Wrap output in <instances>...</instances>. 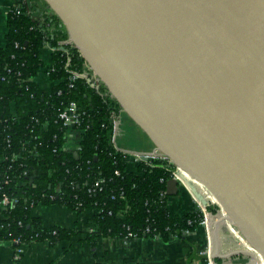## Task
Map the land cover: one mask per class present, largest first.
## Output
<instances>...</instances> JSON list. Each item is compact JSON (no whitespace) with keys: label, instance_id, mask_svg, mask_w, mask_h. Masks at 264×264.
Returning a JSON list of instances; mask_svg holds the SVG:
<instances>
[{"label":"water","instance_id":"1","mask_svg":"<svg viewBox=\"0 0 264 264\" xmlns=\"http://www.w3.org/2000/svg\"><path fill=\"white\" fill-rule=\"evenodd\" d=\"M43 1L154 151L220 201L211 257L239 253H220L223 208L264 257V0Z\"/></svg>","mask_w":264,"mask_h":264},{"label":"trees","instance_id":"2","mask_svg":"<svg viewBox=\"0 0 264 264\" xmlns=\"http://www.w3.org/2000/svg\"><path fill=\"white\" fill-rule=\"evenodd\" d=\"M60 24L54 14L37 20L23 3L7 15L0 48V203L4 196L16 203L2 208L0 242L55 244L77 236L76 229H45L32 215L34 208L51 205L78 213L100 211L93 219L96 229L78 241L91 247L98 239L128 234L129 239L158 237L166 243L203 228L200 210L171 214L167 184L174 167L166 160L128 170L129 158L112 144L111 113L121 108L102 85L96 91L84 78L70 80L72 72H91L73 45H59L68 40ZM47 46L52 49V69H46L50 93L36 81L45 67L40 53ZM71 102L80 115L69 136L58 116ZM96 180L103 181L102 189L90 195L86 189ZM217 210L207 208L212 214Z\"/></svg>","mask_w":264,"mask_h":264},{"label":"crops","instance_id":"3","mask_svg":"<svg viewBox=\"0 0 264 264\" xmlns=\"http://www.w3.org/2000/svg\"><path fill=\"white\" fill-rule=\"evenodd\" d=\"M21 3L25 4L29 12L39 21L52 16L43 0H0V48L5 44L7 15L11 8L19 7ZM40 57L45 67L37 75L36 81L43 91L50 93L52 84L45 72L51 65L50 48L46 47L43 49ZM117 118L118 129L116 136L122 135L123 137L125 131L120 129V123L125 118L129 123L131 122L129 128H133L134 131L129 133L134 137L136 143L143 148L152 146L145 135L125 114L120 115L119 113ZM146 148L140 152H148L150 150V148L149 150ZM117 149L121 151V148ZM185 179L186 177L184 182L196 187L206 200L215 201V195L200 182L191 177ZM170 192L168 208L171 214H185L197 210L198 203L179 183L175 189L170 187ZM32 214L34 217L39 218L41 226L45 229L53 227L68 230L76 229L79 234L68 242L50 244L44 241L28 244L22 249L18 261L13 260L17 250L16 245L11 241L0 242V264H197L200 261L198 252L202 250L207 240L203 227L194 233L185 234L180 240H171L166 243L158 237L130 240L126 238H104L96 240L95 245L91 247L78 241L84 239L86 229L93 225V212L85 210L81 213H76L62 205H51L38 206ZM2 216V210L0 209V219H2ZM221 246L222 252L230 250L249 251L243 233L238 229L231 230L230 235L222 239ZM221 261V264H248L250 262L240 256L234 257L232 260Z\"/></svg>","mask_w":264,"mask_h":264},{"label":"built area","instance_id":"4","mask_svg":"<svg viewBox=\"0 0 264 264\" xmlns=\"http://www.w3.org/2000/svg\"><path fill=\"white\" fill-rule=\"evenodd\" d=\"M59 45L60 46H64V45H72V44H71V42L68 39L66 41L59 42ZM48 47L49 46H47V48ZM50 51L52 53V49L51 48H50ZM50 61H51V57H50ZM51 65H52V61H51ZM51 65L48 67L49 69L47 68L48 70H51L52 69V66ZM46 73L48 74V72H46ZM86 75H88V74H86ZM88 76H90L92 78V84H93V86L90 85V87L93 88V89H95L96 91H100L101 83L95 77H93L92 75H88ZM79 78H83L81 76V74L74 73V72L70 73V80L71 81H74V80L79 79ZM71 85L72 84H70L69 87H71ZM118 114L116 115L114 112L111 113V122H112V125H113L112 126L113 127L112 144H113L114 139H115V137L117 135V129H118V118L117 117H118ZM79 115L80 114L78 113L77 106L73 102H71L68 105H66V107L63 109V111H61L59 113L58 118L60 119V121H62V125L64 127H67L68 128L69 136H72V135L75 134L74 131H71L70 132V130H71V128L73 126H75V128H77V125L79 124ZM113 146H114V148L116 150H118L117 147L114 144H113ZM127 157L129 158V165H128V170L129 171H135L136 170V167H137V165L139 163H141V162H147V161L153 160V159H163V160H166L168 162V160L166 158H164L163 156L159 155V153L157 151H154V150L152 152H137V153H133V155L131 157H129L128 155H127ZM130 166H132V167H130ZM178 173H179V168L178 167H174V169L172 171V179H175L182 187H184L190 193V191L180 181V179L178 177ZM115 175H119V173L116 171L115 172ZM102 182H103L102 180H96V181H94L92 184H90L87 187V189H86L87 193L90 194V195H93L96 191H100L102 189V187H101ZM6 183H7V181L4 180V184H6ZM161 195L163 196L164 193H161ZM190 195L192 196L191 193H190ZM192 198H193V196H192ZM13 203H16V200H13L12 201L9 197L4 196L2 198V200H1V203H0L1 204V206H0L1 208L0 209L1 210H2V208L5 209L6 207H8L9 205H11ZM31 207H32V204H31ZM34 209L32 210V213H33ZM88 211L93 212L92 219H94V217L98 213H100L99 210L88 209ZM73 212H76V211H73ZM76 213H78V212H76ZM203 220L204 221L201 222V226H203L204 229H205V234H206L207 240H206V243H205L206 247L204 246L202 248V250H200L198 252V256L199 257H202L204 260H203V262L202 261H198L197 264H216L215 263V260L211 257V243H210V240H209V233H208V229H207V225H206V221H205L206 218H204ZM94 229H96V226L93 223V225L91 227H88L86 229L85 233L92 232ZM130 237H131V235L128 234V237H126V239L130 240L129 239ZM11 242H13L16 245V247H17L16 254L13 257V260H18L19 259V255L22 253V249L26 245L31 244V243H28V244H20L18 239H15V240H13ZM255 264H259V263L258 262H255Z\"/></svg>","mask_w":264,"mask_h":264},{"label":"rangeland","instance_id":"5","mask_svg":"<svg viewBox=\"0 0 264 264\" xmlns=\"http://www.w3.org/2000/svg\"><path fill=\"white\" fill-rule=\"evenodd\" d=\"M120 115H124V113L123 112H120ZM120 129L121 130H123V131H125V133L123 134V137H122V135H118V136H116L115 137V139H114V142H113V144L117 147V148H121V151L122 152H124L126 155H128L129 157H131L132 155H133V153H137V152H140V151H142V150H145V148L146 147H141V146H139L137 143H136V141H135V139H134V137L129 133L130 131H134L133 130V128H129V126L131 125V122L129 123L125 118H123L122 120H121V123H120ZM134 126V125H133ZM134 128H136L135 126H134ZM137 129V128H136ZM136 131V130H135ZM137 133H138V135H139V132L137 131ZM137 135V134H136ZM149 148H150V150H149ZM152 146H149V147H147L146 149H148L149 151L148 152H152L153 150H152ZM212 207H217L216 206V204L215 203H213V204H210ZM197 210H200V211H202L203 213H204V218H206V225L208 224L207 222H208V219H207V214L209 213L208 211H207V209H203L202 210V208L197 204ZM220 214V210L218 209L217 210V212L216 213H214L213 215H219ZM215 218H217V217H214V219ZM204 221V220H203ZM219 239H220V241H221V238L224 236V237H226V236H229L230 235V229H229V232H227V230H226V228L224 227V230L223 229H220L219 230ZM205 247H206V245H204ZM203 246V247H204ZM201 248H202V245H201ZM239 252L238 253V255H233L232 257H231V259L230 260H232L234 257H237V256H240V257H243V258H245L248 262L251 260V258H252V255L250 254V253H245V252H247V251H244V250H230V251H226L225 253H227V252ZM241 251V252H240ZM225 253H223V254H225ZM19 258H20V255H19ZM19 260V259H18ZM17 260V261H18Z\"/></svg>","mask_w":264,"mask_h":264},{"label":"bare ground","instance_id":"6","mask_svg":"<svg viewBox=\"0 0 264 264\" xmlns=\"http://www.w3.org/2000/svg\"><path fill=\"white\" fill-rule=\"evenodd\" d=\"M178 177H180L179 179H180V181L183 183V185H185V187L188 189V190H190V188L188 187V185H187V183L188 182H184V178L186 177V179L188 178V177H191V178H193L188 172H186L185 170H183L182 168H179V173H178ZM185 179V180H186ZM194 179V178H193ZM196 180V179H195ZM197 181V180H196ZM199 182V181H198ZM203 196V195H202ZM204 197V196H203ZM205 199V198H204ZM206 200V199H205ZM207 201H209V200H207ZM196 202L199 204V206L202 208V209H204L203 208V205L201 204V202H198L197 200H196ZM209 202H212V203H216V204H221L220 203V201L216 198V196H215V201H209ZM223 213V214H222ZM223 215V219H222V222L221 221H218V223H216V225H224V227L226 228V230H227V232H229V229H230V231L231 230H233V229H237L236 227H234V226H232L228 221H227V219H226V217H228V215H227V210L225 209V208H223V212H221V215H220V217ZM219 219V217H217V218H212L210 221L208 220V224L207 225H209L210 226V222H211V225H214L215 224V222H217V220ZM243 236H244V239H245V243H246V245H247V247H248V249H249V251H247V252H245V253H250L253 257H254V261L255 262H258L259 264H264V257H263V255L261 254V253H259L258 251H256L255 250V248L250 244V242H249V240L247 239V237L243 234ZM222 239H224V236L221 238V241H220V245H219V250H220V253H225V252H222L221 251V249H222V246H221V243H222ZM229 253H232V251L231 252H227V253H225V254H229Z\"/></svg>","mask_w":264,"mask_h":264}]
</instances>
